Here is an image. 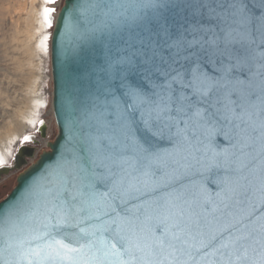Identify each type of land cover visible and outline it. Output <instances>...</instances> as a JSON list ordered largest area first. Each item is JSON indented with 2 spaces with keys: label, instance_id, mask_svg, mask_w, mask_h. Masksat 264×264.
<instances>
[{
  "label": "snow or ice",
  "instance_id": "obj_1",
  "mask_svg": "<svg viewBox=\"0 0 264 264\" xmlns=\"http://www.w3.org/2000/svg\"><path fill=\"white\" fill-rule=\"evenodd\" d=\"M77 12L117 55L44 199L33 187L0 220L32 221L0 228V264H264V0Z\"/></svg>",
  "mask_w": 264,
  "mask_h": 264
},
{
  "label": "water",
  "instance_id": "obj_2",
  "mask_svg": "<svg viewBox=\"0 0 264 264\" xmlns=\"http://www.w3.org/2000/svg\"><path fill=\"white\" fill-rule=\"evenodd\" d=\"M81 3L82 0H65L52 31V106L58 134L49 144V150L43 152L35 163L17 177L15 188L0 201V220L7 210L21 204L33 187L37 203L43 200L46 182L42 178L54 169L58 162L67 158L70 150L77 145L81 134L90 130V114L95 97L102 81L107 78V64L117 55V48L115 42L105 41L102 44L82 35V28L77 23V7ZM34 155V146L22 144L15 154V164L12 167H0V177L14 167L21 168L27 163V158ZM20 216L21 220L12 225L0 222V228L10 230L13 236H23L32 221L23 218V211ZM227 223V220H222L215 227H224ZM5 238L0 236V241ZM0 255L11 259L7 253Z\"/></svg>",
  "mask_w": 264,
  "mask_h": 264
},
{
  "label": "rangeland",
  "instance_id": "obj_3",
  "mask_svg": "<svg viewBox=\"0 0 264 264\" xmlns=\"http://www.w3.org/2000/svg\"><path fill=\"white\" fill-rule=\"evenodd\" d=\"M64 1L48 5L55 9L53 16ZM41 6V0H0L1 161L13 166L14 153L22 145L20 143L28 135H35L34 140L28 143L35 147V155L27 158V163L21 168L14 167L0 177V200L16 186L17 177L49 150V144L58 134L52 106L50 39L48 50L41 44L47 33L51 36L52 26L46 18L47 26L41 29L37 20ZM40 98L44 103L36 107Z\"/></svg>",
  "mask_w": 264,
  "mask_h": 264
},
{
  "label": "bare ground",
  "instance_id": "obj_4",
  "mask_svg": "<svg viewBox=\"0 0 264 264\" xmlns=\"http://www.w3.org/2000/svg\"><path fill=\"white\" fill-rule=\"evenodd\" d=\"M55 1H57V0H41L42 6H41L40 11L38 12V18H37V20L40 22L41 29H43L45 26H47V23H46L47 22L46 18H47L48 19V23H49L50 26H52V31H53V29H54V27L56 25L57 16H58L60 10L57 12V14L55 16H53V14H55V9L49 8L48 5L51 4L52 2H55ZM42 10H43V16H42ZM46 35L43 37V40H41L42 41L41 44H42V46H44V48L46 47V49L48 50V48H49V39H50V52H51L52 33H51V36L49 34L47 36ZM42 103H44V100L40 98L37 101L36 107L39 104H42ZM35 118L33 119V122L35 121ZM27 138H28V136L25 137L24 139L26 140ZM5 160H6V158H5ZM5 164H6L5 161H1V159H0V167H7V165L4 166ZM1 165H3V166H1Z\"/></svg>",
  "mask_w": 264,
  "mask_h": 264
},
{
  "label": "flooded vegetation",
  "instance_id": "obj_5",
  "mask_svg": "<svg viewBox=\"0 0 264 264\" xmlns=\"http://www.w3.org/2000/svg\"><path fill=\"white\" fill-rule=\"evenodd\" d=\"M38 126V125H37ZM34 138H35V135H33V134H30V135H28V138L25 140V139H23V141L20 143V144H28V143H31V141H33L34 140ZM16 153H14V155H15ZM13 155V156H14ZM9 163V162H8ZM8 163H6L4 166H6ZM1 166H3V165H1ZM7 166H12V163H10V164H8Z\"/></svg>",
  "mask_w": 264,
  "mask_h": 264
},
{
  "label": "trees",
  "instance_id": "obj_6",
  "mask_svg": "<svg viewBox=\"0 0 264 264\" xmlns=\"http://www.w3.org/2000/svg\"><path fill=\"white\" fill-rule=\"evenodd\" d=\"M16 185H17V184H16ZM14 188H15V187H14ZM14 188H13V189H14ZM13 189H12V190H13ZM12 190H11V191H12ZM11 191H10L5 197H3L0 201H2L3 199H5V198L11 193Z\"/></svg>",
  "mask_w": 264,
  "mask_h": 264
},
{
  "label": "built area",
  "instance_id": "obj_7",
  "mask_svg": "<svg viewBox=\"0 0 264 264\" xmlns=\"http://www.w3.org/2000/svg\"><path fill=\"white\" fill-rule=\"evenodd\" d=\"M58 1V4L60 3L61 0H57ZM57 9V8H56ZM56 13V12H55Z\"/></svg>",
  "mask_w": 264,
  "mask_h": 264
}]
</instances>
